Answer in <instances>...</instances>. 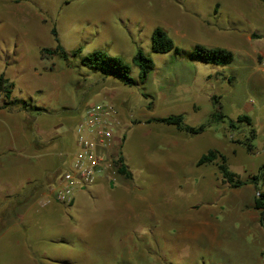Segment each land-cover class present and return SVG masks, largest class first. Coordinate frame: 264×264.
Returning a JSON list of instances; mask_svg holds the SVG:
<instances>
[{"label":"rangeland","instance_id":"rangeland-1","mask_svg":"<svg viewBox=\"0 0 264 264\" xmlns=\"http://www.w3.org/2000/svg\"><path fill=\"white\" fill-rule=\"evenodd\" d=\"M157 27L186 50L253 34L249 42L246 35L242 38L247 51L232 50L235 59L229 65L191 64L207 78L204 91L194 94V83L190 88L176 80L171 83L170 78L185 71L183 63L191 60L152 50ZM53 28L69 53L78 47L82 52L66 61L44 51L57 45ZM99 49L122 58L134 78L140 73L134 56L142 49L160 67L159 73L150 72L142 86L104 77L80 62ZM1 73L15 82L14 98L35 107L7 109L13 123L17 121L13 135L19 151L31 153L32 143L36 154L64 151L66 164L49 175L54 188L76 150L75 125L91 103L113 102L128 115L132 112L129 119L134 123L180 113L186 125L207 128L200 136H189L195 152L189 151L184 162L172 164L162 159L175 147L170 134L177 133L176 126L155 121L137 124L124 146L132 177L120 173L115 179L104 177L101 184L95 182L78 192L71 204L57 201L54 191L42 197L29 188L19 195L0 196V264H240L235 240L244 236L246 244L252 245L248 232L253 226L245 227L236 215L241 212L240 203L249 204L251 194L224 181L220 157L203 165L197 160L216 148L242 179L264 165L263 2L0 0ZM106 92L116 95L109 97ZM216 111L226 115L224 121L212 119ZM239 115L250 116L252 123L237 121ZM124 132L122 126L120 134ZM4 140L0 133V147L4 148ZM49 164L44 159L36 170ZM18 171L7 169L3 174L13 178ZM28 174L21 171L20 178ZM202 215H208L216 229L214 242L203 230L209 226L197 223ZM263 263L264 256L259 254L258 264Z\"/></svg>","mask_w":264,"mask_h":264},{"label":"crops","instance_id":"crops-1","mask_svg":"<svg viewBox=\"0 0 264 264\" xmlns=\"http://www.w3.org/2000/svg\"><path fill=\"white\" fill-rule=\"evenodd\" d=\"M220 30L226 31L225 28H221ZM252 34L253 33L251 34L242 33L237 35L238 39L232 42L216 43L217 45L215 44H210V45L221 46L228 48L230 50H235L236 47H238L240 50L245 49V51H247L248 50L247 47L244 44H242L243 43L242 38L244 37V35H246L245 39L246 41L249 42L251 41L250 38ZM201 63L202 62L198 63V61H192V60L190 62H184L183 63L185 64L184 68L186 70L183 72H177L176 73L177 77L175 79L174 77H170L171 83H173V81L176 80L180 85L185 84V85H189V87L191 83H194V87H193V89H195L194 94H196L197 92L198 93L203 92L204 83L207 78L205 77L203 71L202 74H199L197 68H192L193 65H191V64H197V67H199ZM247 66L248 64H245L244 66L241 65L242 68H245ZM159 69L160 67L155 64V68L153 71L159 73ZM250 74H252L251 71ZM209 77H211V74H209ZM190 93L193 92L191 91ZM106 94L109 97H113V95H116L115 92L112 93L106 92ZM194 106L197 108L196 105ZM119 111L121 118L123 120V129H125L124 132L125 134L124 135L122 134V142L124 141L123 157L125 159V163L130 168L127 155L124 152V146L129 139V133L133 127L137 126V124L145 125L147 120L150 118H148L146 121L134 123L132 120L129 119V116L130 117L133 116L132 112L128 115V113L123 109L122 110L119 109ZM14 122L15 123H13V117L10 111H8L7 109H0V133L4 135V139H5L4 148L0 147V196L4 197L10 195H19L23 191V188H29L31 191L30 193H33L34 196L43 197L45 195H51L54 191V187H53L54 183H52L53 179L49 178V175L50 174L53 175L60 168V164L61 167L63 164H66L67 161H64V158H62V153H61L64 151L55 150L54 152L51 153L48 152L46 154L45 153L36 154L34 152V147H35L34 143L28 146V149L30 148L32 150L31 153H25L19 151L18 138L17 136L15 137L13 135V127L14 129L17 128V121L15 120ZM74 131H75L74 139L77 148V133L75 128ZM205 131L200 134H197L196 136H200L204 134ZM189 136H190L189 133H187L184 130H180L178 128H177V133L172 132L170 134L172 141L171 145H174L177 148L175 149L174 147V149L170 151L168 155H164L163 157H166V159L163 158L162 161H164L165 163L170 161L172 164L182 163L187 159V156H189L188 155L189 151L194 150L195 152L194 141H192V139H189ZM191 136H195V135H191ZM14 144L16 145V147H14ZM47 158L50 161L49 166H47L44 170H40V169L36 170L40 161ZM14 168L16 170H19L17 177L11 178L9 174H3L5 170L10 169L13 171ZM21 171H27V172L30 171L31 174L25 175L23 178H20ZM103 178L104 176L98 177L96 183L101 184L100 181L103 180ZM261 187L262 189L264 188V182L261 183ZM241 188L244 190L246 189V191L251 194V199H248L249 204L240 203V205L238 204L239 206L237 205L238 208L241 209V212L237 213L236 219L237 221L243 222L245 227L247 228L249 227L248 224L253 226L251 231L248 232V233H252L253 243L252 245L250 243L249 246L248 244H246L247 243L245 240L246 237L244 236L237 237L235 240L237 241L236 243L238 247L237 259L240 264H258L259 254H261L262 258L264 256V227L260 223V212L258 209L255 208V197L258 194V190L253 183H247L243 185ZM201 217L202 219H200L197 223L203 226L204 225L209 226L210 229L208 231L205 228H203L204 233H207L206 235H208L213 242L216 241L215 237H217V235L214 234L216 229L215 227H213L212 222L211 220H209L208 215H202Z\"/></svg>","mask_w":264,"mask_h":264},{"label":"trees","instance_id":"trees-1","mask_svg":"<svg viewBox=\"0 0 264 264\" xmlns=\"http://www.w3.org/2000/svg\"><path fill=\"white\" fill-rule=\"evenodd\" d=\"M264 3V0H260ZM53 34L57 45L55 48H45L48 54L59 55L62 59L70 61V57L76 56L82 52V48L78 47L69 53L66 48L60 43L58 32L56 28H53ZM152 50L156 53H169L173 52L176 55L185 57L192 61H198L207 64H214L220 66H226L231 64L234 60V53L232 50L221 46H206L204 44H196L193 49L186 50L176 46L174 40L169 36L168 32L162 27H157L152 35ZM81 65L89 69L100 72L104 77L112 76L119 81L129 86H142L147 82L150 72L155 68V62L151 56L147 55L144 50L138 49L134 56V62L140 68L138 78H134L131 75V67L122 58L108 54L104 50H94L93 52L83 56L81 58ZM15 82L11 80L5 73L0 74V96H3V101L0 104V108L12 109L13 107L20 106L21 108L30 110L35 109L34 105L26 103L24 100L14 98ZM148 98L150 95L144 93ZM213 100L219 103L218 97L214 96ZM153 104L149 103V107ZM226 115L220 112H214L212 119L214 121H224ZM159 122L167 125H175L178 129L184 130L190 135H197L204 132L207 125L202 124L198 127L186 125L184 123V117L182 114H172L165 117H151L147 122ZM237 121H247L252 123V119L248 115H239ZM230 124L236 126L234 120H230ZM254 134L255 129H252ZM249 150L252 149L250 144H247ZM220 157L221 162H218L219 170L222 174L224 181L231 184L233 187H241L247 183H253L258 194L255 197V208L260 212V223L264 227V190L261 187V183L264 179V165L259 168L258 173L253 174L247 179H242L236 172L229 168L227 163V156L216 148L210 149L207 153L203 154L197 161L198 165L207 163H214ZM120 165L118 172L126 177H132V172L129 170L125 159L121 154L119 158Z\"/></svg>","mask_w":264,"mask_h":264},{"label":"built area","instance_id":"built-area-1","mask_svg":"<svg viewBox=\"0 0 264 264\" xmlns=\"http://www.w3.org/2000/svg\"><path fill=\"white\" fill-rule=\"evenodd\" d=\"M123 120L113 102L97 101L85 107L75 125L77 148L61 173L54 197L64 204L95 183L98 177L114 178L120 165Z\"/></svg>","mask_w":264,"mask_h":264}]
</instances>
